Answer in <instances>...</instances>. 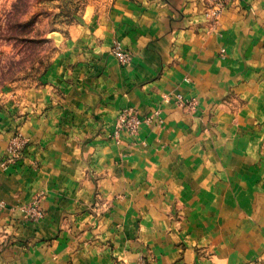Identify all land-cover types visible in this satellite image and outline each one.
<instances>
[{
  "label": "crops",
  "instance_id": "1",
  "mask_svg": "<svg viewBox=\"0 0 264 264\" xmlns=\"http://www.w3.org/2000/svg\"><path fill=\"white\" fill-rule=\"evenodd\" d=\"M204 8L108 0L7 96L0 264H264V0Z\"/></svg>",
  "mask_w": 264,
  "mask_h": 264
},
{
  "label": "rangeland",
  "instance_id": "2",
  "mask_svg": "<svg viewBox=\"0 0 264 264\" xmlns=\"http://www.w3.org/2000/svg\"><path fill=\"white\" fill-rule=\"evenodd\" d=\"M106 1L0 0V109L6 105L8 95L15 94L22 84H32L44 71L69 26L79 16L99 10ZM13 137H19V142L24 140L16 129L8 140L3 163L9 156ZM24 148L25 144L15 161L7 160L16 162L23 156Z\"/></svg>",
  "mask_w": 264,
  "mask_h": 264
},
{
  "label": "built area",
  "instance_id": "3",
  "mask_svg": "<svg viewBox=\"0 0 264 264\" xmlns=\"http://www.w3.org/2000/svg\"><path fill=\"white\" fill-rule=\"evenodd\" d=\"M232 0H204V14L209 19H216L218 16H220L223 12V10L227 7L228 3ZM114 53L117 55V57L120 59L122 63L127 62L129 58V53L127 51H124L119 44L114 45L113 48ZM181 103H184L182 101V98L180 97ZM186 103V102H185ZM191 104V103H188ZM150 118V117H149ZM148 118V119H149ZM142 120L137 115V112L132 108H124L122 109L115 121V129L112 132V136L117 137L121 131L127 130V131H136L141 124ZM20 139L19 137H13V141L10 143L9 147V156L7 157L8 160H14L17 158H14L17 156V154H21V150L25 144V140L19 142L16 141V139ZM12 155V156H11ZM11 156V157H10ZM6 161L2 165H6L11 163L12 161ZM30 216L37 218L42 214V210L40 209L39 205L34 204L30 207Z\"/></svg>",
  "mask_w": 264,
  "mask_h": 264
}]
</instances>
